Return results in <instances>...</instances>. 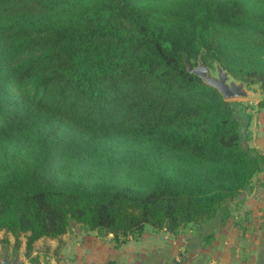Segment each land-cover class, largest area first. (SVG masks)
<instances>
[{
	"label": "trees",
	"instance_id": "1",
	"mask_svg": "<svg viewBox=\"0 0 264 264\" xmlns=\"http://www.w3.org/2000/svg\"><path fill=\"white\" fill-rule=\"evenodd\" d=\"M199 55L264 92V0H0V229L14 247L25 234L29 255L74 222L118 244L146 224L227 218L264 153L252 107L187 67Z\"/></svg>",
	"mask_w": 264,
	"mask_h": 264
},
{
	"label": "crops",
	"instance_id": "2",
	"mask_svg": "<svg viewBox=\"0 0 264 264\" xmlns=\"http://www.w3.org/2000/svg\"><path fill=\"white\" fill-rule=\"evenodd\" d=\"M250 134V144L264 153V106L254 109ZM111 236L73 223L59 236L36 239L34 252L40 264H264V170L229 200L225 219L175 232L146 224L118 244Z\"/></svg>",
	"mask_w": 264,
	"mask_h": 264
},
{
	"label": "water",
	"instance_id": "3",
	"mask_svg": "<svg viewBox=\"0 0 264 264\" xmlns=\"http://www.w3.org/2000/svg\"><path fill=\"white\" fill-rule=\"evenodd\" d=\"M187 67L191 72L200 76L207 84L216 87L219 92L226 98H241L250 95L247 88V83L243 79H235L230 73L224 69L217 61L215 62V72L206 65L200 55L197 63L192 67ZM259 151L262 150L259 148ZM112 234V232H110ZM0 264H26L19 258L17 250L14 251L13 256L10 257L7 253H0Z\"/></svg>",
	"mask_w": 264,
	"mask_h": 264
},
{
	"label": "rangeland",
	"instance_id": "4",
	"mask_svg": "<svg viewBox=\"0 0 264 264\" xmlns=\"http://www.w3.org/2000/svg\"><path fill=\"white\" fill-rule=\"evenodd\" d=\"M212 71L215 72V69L212 68ZM247 88L250 92V95L246 97L237 98V99H241V101L248 103L252 107L251 108L252 112L254 111V109H256V107L262 108L263 106L258 105V101L264 97V92L259 86V83L258 82L250 83L249 85H247ZM74 223L76 224V222ZM15 238L16 237L9 231L0 229V253L5 252L8 255L12 256L13 252L17 250L19 253L20 260H22L26 264H34L33 261H31V256L37 255V253L34 252L35 245L33 244L31 253L29 255H26V252H25L26 236L25 234L22 233L19 235L18 237L19 243L16 247H14ZM41 246L49 247V244L44 243Z\"/></svg>",
	"mask_w": 264,
	"mask_h": 264
},
{
	"label": "flooded vegetation",
	"instance_id": "5",
	"mask_svg": "<svg viewBox=\"0 0 264 264\" xmlns=\"http://www.w3.org/2000/svg\"><path fill=\"white\" fill-rule=\"evenodd\" d=\"M1 253H4V252H1ZM14 253V252H13ZM10 256V255H9ZM13 256V255H12ZM12 256H10V257H12Z\"/></svg>",
	"mask_w": 264,
	"mask_h": 264
}]
</instances>
